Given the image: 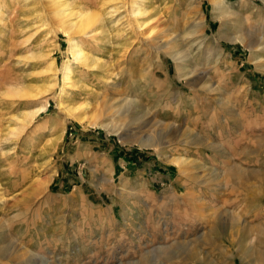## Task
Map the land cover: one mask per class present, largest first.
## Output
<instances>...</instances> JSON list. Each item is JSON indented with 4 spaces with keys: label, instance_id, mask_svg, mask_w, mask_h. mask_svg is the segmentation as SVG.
<instances>
[{
    "label": "rangeland",
    "instance_id": "obj_1",
    "mask_svg": "<svg viewBox=\"0 0 264 264\" xmlns=\"http://www.w3.org/2000/svg\"><path fill=\"white\" fill-rule=\"evenodd\" d=\"M62 1L106 35L95 21L67 38ZM135 1L0 0V264H160L166 170L185 209L167 261L264 264V1L224 0V16L215 0ZM122 101L160 143L129 140L151 130Z\"/></svg>",
    "mask_w": 264,
    "mask_h": 264
},
{
    "label": "bare ground",
    "instance_id": "obj_2",
    "mask_svg": "<svg viewBox=\"0 0 264 264\" xmlns=\"http://www.w3.org/2000/svg\"><path fill=\"white\" fill-rule=\"evenodd\" d=\"M53 1V0H52ZM138 1L137 3H139V5L141 4L139 2V0H136ZM135 1V2H136ZM264 1V0H263ZM137 3H132L131 7V13L130 16L133 17L131 22L134 26L135 29H138L140 30L141 28H143L146 24V19L145 20H141L142 19V16L140 17V15H143L146 13L147 9L146 7L145 8H140L139 5H137ZM69 3H67V1H62V2H53L52 5L53 7L51 8V13H54V15L56 16V18H58L59 20V24H60V29L62 31V33L67 37V38H72V35L74 34L75 31H78V30H81L83 28H86L88 27L91 23L93 22H97L99 21V31L100 33H102L103 35H106L105 32L106 30H104L106 27L105 25H102V16L101 15H85L87 13H82L80 11L78 12H73V10L69 7L68 5ZM51 5V4H50ZM49 8V7H48ZM213 12L215 15L217 16H224V14L228 15L227 13V6L224 2V0H215L213 1ZM84 12V11H83ZM107 14V13H106ZM128 14V15H129ZM108 19V18H107ZM122 19V18H121ZM144 19V18H143ZM120 20V19H118ZM151 21V20H150ZM119 22V21H118ZM149 22V21H148ZM147 22V23H148ZM131 24V23H130ZM114 25V24H113ZM141 32V30H140ZM103 37V36H102ZM70 38V39H71ZM220 38H224L223 35L221 34H218V39ZM108 40L107 37L105 36L102 41H106ZM234 40H241L240 38H235L233 39ZM152 41V40H151ZM246 44V43H245ZM244 44V45H245ZM164 46H166L165 44H162L160 46H158V49H162L164 48ZM247 47H252V43H248L246 44ZM70 49L69 52H71L72 54V57L74 58V60H76L77 62H80L81 64H84L85 66L87 65L88 66V63L90 61L94 62L96 61V59L91 55H88V53H86L84 51V49L80 48L79 46L76 45V41L75 40H72L69 44V47ZM91 63V62H90ZM96 63V62H94ZM94 65V64H92ZM63 80L66 82V84H70V85H75L76 83L73 80V77H72V70L71 68L68 66V65H64V68H63ZM65 84V83H64ZM122 102H124L122 104ZM122 102H119V107L121 108L122 107H125V106H128V107H132L134 106L135 107V110H133V114H139L141 115V117L139 118V122H144V124L150 128L151 130V133L148 137L146 138H143L141 137H131L129 138V140H131V142L133 143H137L141 148H150V147H154L156 146V144L160 143L161 139H163V137L161 138L160 136V132H161V129L163 130L162 128V124H158L154 121H152L150 118H146L147 117V114L144 113L143 111H140V112H137L136 108L138 107L137 106V103L135 101H122ZM115 106V105H114ZM118 107V106H116ZM66 111L68 114H71L73 117H75L77 119V121H80L82 120L81 119V114L79 113H74L75 109L71 108V107H65ZM143 112V113H142ZM119 113V112H117ZM78 114V115H77ZM80 116V117H79ZM136 119V118H135ZM136 121V120H135ZM144 125V127H146ZM172 127H174L175 125H170ZM169 126V127H170ZM114 127V126H113ZM143 126H138V129L141 128L142 129ZM115 128V127H114ZM165 128V127H164ZM112 129V128H111ZM166 129V128H165ZM136 132V131H135ZM139 136V135H138ZM125 137V136H124ZM129 140H126L124 139L123 141L124 142H128ZM171 162L173 163H178L179 162V159H171ZM180 247V246H178ZM183 247V246H181ZM180 247V248H181ZM184 250V249H183ZM188 252V251H187ZM164 253V252H163ZM176 253V252H175ZM146 258V257H145ZM152 262V261H150ZM149 262V263H150ZM152 264V263H151Z\"/></svg>",
    "mask_w": 264,
    "mask_h": 264
},
{
    "label": "crops",
    "instance_id": "obj_3",
    "mask_svg": "<svg viewBox=\"0 0 264 264\" xmlns=\"http://www.w3.org/2000/svg\"><path fill=\"white\" fill-rule=\"evenodd\" d=\"M168 171L167 170L162 171V178H160V180L162 179V186L160 188L162 189V203H160L162 205H159V209L162 208V223H161L162 231H159L158 238L162 241V246L160 249H162L163 251L164 249L170 251L162 253V256L160 254L158 255L154 254V255L156 260L159 261L160 264H183V260L180 259L182 255L180 256L179 259H174L169 261L166 260V257H172V256L176 257L179 256V254L184 253L183 247L181 246H183L182 226L184 224L183 211L185 210L184 203L178 197V191L180 188L178 185H176L174 178H172V176L169 174ZM149 206L151 205L149 204ZM146 208H148L147 204L143 203V209ZM188 208L189 207H186V209ZM143 221H144V225L147 227V225L145 224L146 219L144 218ZM145 230L146 229H144L143 231L144 241L147 237V233L145 232ZM150 234L151 233L149 232L148 235L149 238H150ZM155 236H157V233H155ZM187 242H189V246L191 250L195 248L196 251L198 252V244H197L198 241H196V246L195 245L193 246V242H194L193 238H190V240H188ZM175 246L178 248V250L176 251H174ZM178 246H180L181 248ZM149 252H151V250ZM146 253H148V251L144 250L143 255H145ZM190 264H198V262L193 263L191 261Z\"/></svg>",
    "mask_w": 264,
    "mask_h": 264
}]
</instances>
